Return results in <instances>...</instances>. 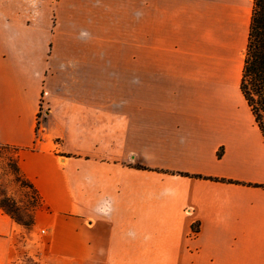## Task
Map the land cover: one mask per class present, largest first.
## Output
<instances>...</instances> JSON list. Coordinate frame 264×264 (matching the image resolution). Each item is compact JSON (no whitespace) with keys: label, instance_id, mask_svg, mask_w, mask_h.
<instances>
[{"label":"crops","instance_id":"1","mask_svg":"<svg viewBox=\"0 0 264 264\" xmlns=\"http://www.w3.org/2000/svg\"><path fill=\"white\" fill-rule=\"evenodd\" d=\"M253 10L0 0V146L41 200L28 227L0 206V264H264Z\"/></svg>","mask_w":264,"mask_h":264},{"label":"rangeland","instance_id":"2","mask_svg":"<svg viewBox=\"0 0 264 264\" xmlns=\"http://www.w3.org/2000/svg\"><path fill=\"white\" fill-rule=\"evenodd\" d=\"M41 123L42 120L39 128ZM19 154L15 149L0 146V206L18 224L28 227L41 200L31 184L21 176Z\"/></svg>","mask_w":264,"mask_h":264},{"label":"trees","instance_id":"3","mask_svg":"<svg viewBox=\"0 0 264 264\" xmlns=\"http://www.w3.org/2000/svg\"><path fill=\"white\" fill-rule=\"evenodd\" d=\"M241 91L264 137V0H254Z\"/></svg>","mask_w":264,"mask_h":264},{"label":"built area","instance_id":"4","mask_svg":"<svg viewBox=\"0 0 264 264\" xmlns=\"http://www.w3.org/2000/svg\"><path fill=\"white\" fill-rule=\"evenodd\" d=\"M44 233H45V231H42V234H44ZM22 264H47V263H44L41 260V256L39 254L34 255V256L24 254L22 257Z\"/></svg>","mask_w":264,"mask_h":264}]
</instances>
